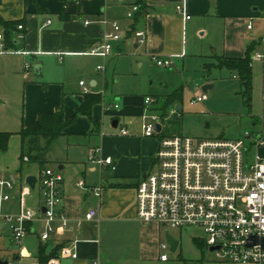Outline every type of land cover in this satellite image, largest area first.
<instances>
[{
    "label": "crops",
    "instance_id": "obj_1",
    "mask_svg": "<svg viewBox=\"0 0 264 264\" xmlns=\"http://www.w3.org/2000/svg\"><path fill=\"white\" fill-rule=\"evenodd\" d=\"M0 1L2 19L19 22L14 45L7 49L3 39V58L10 60L16 69H24L23 80L28 81L31 73L38 77V81L24 83L23 110L3 116L0 132L18 133L41 113H54L59 109L66 120L75 117L65 135L60 137L66 139L65 155L55 157L52 148L45 164V168H51L50 163L54 161L58 165L55 171L60 172L63 178V201L55 210L68 220L66 229L52 233L47 241L41 240L45 228L41 221L45 207L40 178L45 168L39 164L37 174L34 173L32 167H24L23 162L30 161L25 160L27 157L21 161V155L17 165L0 167V179L13 183L12 190L4 189V193L9 195V200L1 207L5 214L24 212V198L37 193L33 206H37L39 218L26 227L27 234L37 238L38 255H31L28 248L22 246V241L17 243L10 228V237L19 246L16 259L20 264L22 259L29 260L27 264L39 263L41 250L51 255L60 248L58 255L51 259L57 260V264H92L95 261L100 264L165 263L161 256L166 255L159 256L168 248V245L163 247L165 227L156 222L138 220L136 190L139 182L155 170L160 138L177 135L164 134L163 127L158 136H143L145 110L136 107L132 98H117L119 102L109 111L105 110L102 85H106L108 64L127 55L142 67L143 62L153 61L154 57L172 56V67L177 68L184 64L186 57H193L204 62L203 82L212 85V90V82L217 81L219 75L217 72L225 76L222 77L224 80L232 75L240 82L236 73L220 66V63L222 59L244 58L250 49L251 104L247 114L241 116L247 118L251 130L240 132L234 135L237 138L228 140H238L246 132L262 136L264 140V0ZM139 1L145 8H140L133 18H128L134 5H142L138 4ZM181 6L190 19H185L178 11ZM105 19L119 23L123 39L113 42L111 53L106 57L91 55V50L101 45L103 33L112 30L110 26L101 24ZM19 26L23 29L19 30ZM137 32L144 33V43L139 42ZM257 55L261 59H255ZM16 73L18 76L21 74L19 71ZM71 78L75 79L72 81ZM199 92L198 89L196 94ZM206 94L208 99L196 104L208 102L209 94ZM86 95H99L101 99L92 108V120L80 114ZM144 99L142 107H145ZM181 102L176 101L172 106L178 112L182 110ZM4 104L7 105L6 101ZM149 110V114L155 115ZM111 115L112 130L106 132L105 117ZM157 115L165 117L167 114ZM93 121L98 124L96 128ZM114 121L118 123L116 128H113ZM122 129L128 134L122 135ZM20 143L23 145L22 140ZM95 155L111 158L115 169L90 162V157ZM30 176L37 180L34 188L26 183ZM79 181L85 183V188L77 185ZM96 187L102 188L100 197L92 191ZM90 211H98L97 221L85 220ZM6 226L10 227L0 223V236ZM59 227L60 222H56L55 228ZM63 248H74L77 258H62ZM1 260L9 264L8 258Z\"/></svg>",
    "mask_w": 264,
    "mask_h": 264
},
{
    "label": "built area",
    "instance_id": "obj_2",
    "mask_svg": "<svg viewBox=\"0 0 264 264\" xmlns=\"http://www.w3.org/2000/svg\"><path fill=\"white\" fill-rule=\"evenodd\" d=\"M140 8V5H134L128 18H133ZM178 11L185 19H190L183 6L178 7ZM101 24L110 26L112 30L103 33L101 45L92 49L90 54L106 57L111 53L113 42L123 39V33L116 21L105 19ZM18 28L23 29L22 26ZM136 36L140 43L145 42L143 32H137ZM0 51H4L1 34ZM255 59L259 60L261 56L257 55ZM153 61L161 68H170L174 64L172 56L154 57ZM207 99L206 93L199 92L192 104ZM155 100L147 97L144 104L148 107ZM172 114L179 115L176 109H173ZM143 120V136L161 134L163 125L158 122V116L145 112ZM158 124L162 128L160 133L156 127ZM121 134L127 135L128 132L122 129ZM262 146V136L250 132L244 133L238 140H200L180 135L161 137L155 154V170L139 182L136 190L138 220L156 222L165 228L201 229L206 246L210 251L213 248L212 252L217 258L232 264H264V159L258 154L254 161L248 158L252 149L257 152ZM89 161L115 169L111 158L95 155ZM62 182L60 172L52 168L42 170L40 186L45 207L41 220L45 226L41 234L42 241L49 240L52 233L68 227L65 216L55 210L63 201ZM77 185L85 188L83 181ZM4 189L12 190L13 183L0 179V223L10 225L18 243L27 234L26 225L39 217L30 209L17 215L5 214L1 207L9 200V195L4 193ZM92 191L96 197H100L102 188L96 187ZM98 219V211H90L85 218L86 221ZM56 222H60L57 229ZM163 247H166L165 243ZM60 255L62 258H77L74 248H63ZM161 260H167V256H161ZM48 264H57V260H51ZM92 264L100 263L95 261Z\"/></svg>",
    "mask_w": 264,
    "mask_h": 264
},
{
    "label": "rangeland",
    "instance_id": "obj_3",
    "mask_svg": "<svg viewBox=\"0 0 264 264\" xmlns=\"http://www.w3.org/2000/svg\"><path fill=\"white\" fill-rule=\"evenodd\" d=\"M3 52L0 51V120L3 116H8L11 111L21 113L24 83L38 81V77L34 73L30 74L28 81L23 80L24 69L22 67L16 69L10 60L3 58ZM204 70V62L193 57H186L184 64L177 68H159L153 61L143 62V66L139 67L133 58L127 55L121 56L108 64L106 85L105 87L102 85L104 108L109 111L115 103L119 102L116 101L117 98L120 100L132 98L136 101L134 105L143 108L145 112L152 109L149 112L155 115L167 114L165 117L157 115L158 122L163 124L166 135L187 136L200 140L220 137L235 139L238 136L234 135L247 129L250 131L251 127L247 118L241 116L247 114L248 109L243 89L240 82L232 75L227 76V79L224 80L225 76H220V73L217 72L219 74L217 81L212 82L214 88L208 91V102L204 105L192 104L196 98L197 90L202 92V87L207 85L203 82ZM18 71L21 73L19 76L16 73ZM74 79L71 78L72 81ZM177 92L181 93L183 97L179 104L182 110L178 112V116L172 114L174 104L169 106L166 104L167 99ZM147 97L156 100L152 105L142 107L143 99ZM111 117L112 115L105 117L104 131L106 132L112 130ZM20 140L18 136L11 139L9 150L5 154H0V167L17 165L22 152L26 156L27 143L22 145ZM65 140L60 138L54 143L52 154L55 157L65 155L67 150ZM256 154L264 159V148H259L257 152L252 149L248 154L249 161H254ZM23 164L25 168L32 167L34 173L37 174L39 170L37 162L30 161L23 162ZM50 165L51 168L57 170L58 165L54 161ZM32 196L24 198L26 210L30 209L38 213L37 206H33L37 200V193ZM166 231L179 241V247L176 252H172L168 246L166 250L159 253V256L160 254L167 256V260L163 264H232L217 258L215 253L210 251L205 244L204 233L201 229H163L164 234ZM10 236V227L6 226L0 236V258L5 257V260L8 258L9 264H20L16 259L19 254V246ZM162 238L165 242V235ZM21 241L22 246L27 247L31 255L34 257L38 255V243L35 236L27 234ZM27 263L29 260L22 259L21 264ZM149 264L161 263L150 262Z\"/></svg>",
    "mask_w": 264,
    "mask_h": 264
},
{
    "label": "trees",
    "instance_id": "obj_4",
    "mask_svg": "<svg viewBox=\"0 0 264 264\" xmlns=\"http://www.w3.org/2000/svg\"><path fill=\"white\" fill-rule=\"evenodd\" d=\"M138 4H142V1H139ZM140 6L143 9L145 8L144 4ZM18 24L19 22L5 21L0 16V30H2V36L7 49L14 45V34ZM249 53L250 49L244 58L222 59L223 61L220 63V66L236 73L237 78L240 80L242 85L247 108H250L252 92V67ZM100 101L101 99L99 95H86L85 101L80 108V114L92 120V108ZM176 101H182V94L179 92L169 98L166 104L169 106ZM74 121L75 117L70 120H66L61 109L54 113H41L35 121L30 123L28 126L23 127L18 133L0 132V154H5L9 150L12 137L14 135H18L22 142H26L28 146L26 156L24 155V152L21 153V161L27 157L28 161L37 162L44 169L47 162V154L52 149L54 143L60 137L65 135V130ZM93 125L95 128L98 126V124L94 121ZM59 251L60 248H57L51 255H46L45 251L41 250L39 255V264H47L52 258L58 255Z\"/></svg>",
    "mask_w": 264,
    "mask_h": 264
},
{
    "label": "water",
    "instance_id": "obj_5",
    "mask_svg": "<svg viewBox=\"0 0 264 264\" xmlns=\"http://www.w3.org/2000/svg\"><path fill=\"white\" fill-rule=\"evenodd\" d=\"M212 87H213V86H212V85H209V84L204 85V86L202 87V92L207 93L208 90H210ZM117 124H118L117 121H114V123H113V128H116V127H117ZM156 127H157V131H158V133H160V132H161V129H162V128H161V125L158 124ZM36 181H37L36 178L33 177V176H30V177H27V178H26V183H27L30 187H32V188H34ZM165 244L168 245V246L170 247V250H171L172 252H176L177 249H178V247H179V241H177L175 238H173V237L169 234L168 231L165 233ZM212 250H213V248L211 249V251H212ZM0 264H7V261H3V260H1V258H0Z\"/></svg>",
    "mask_w": 264,
    "mask_h": 264
}]
</instances>
